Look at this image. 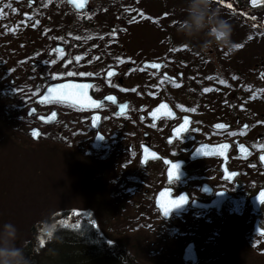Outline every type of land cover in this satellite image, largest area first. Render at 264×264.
<instances>
[{
	"label": "flooded vegetation",
	"instance_id": "obj_1",
	"mask_svg": "<svg viewBox=\"0 0 264 264\" xmlns=\"http://www.w3.org/2000/svg\"><path fill=\"white\" fill-rule=\"evenodd\" d=\"M93 3L88 0L85 8L78 11L68 0H0V52L3 46L10 45L8 54L3 56L11 54L16 60L18 82L35 83V101L48 86L73 82L93 85L87 94L100 104L99 108H81L55 100L43 103L50 106L42 112L44 115L55 112V119L47 124L54 127L63 155L72 161L79 157L86 160L82 183L93 195V208L75 201L79 208L67 209L68 213H58L49 221L67 225V232L72 229L70 232L74 233L73 228L86 231L88 235L79 232L82 237L75 240L85 244L89 240L83 237L94 235L106 242L100 223L111 226L125 218L129 225L140 224L143 219L139 217H146L148 225L171 221L175 224L173 232L186 237L179 252H175L179 259L189 243L194 245L198 260L202 251L210 254L216 247L209 241L211 237L216 243L220 240L219 230L220 235L223 231L233 234L240 245L241 241L250 240V245L260 246L256 252L264 254V205L259 203V194L264 192V162L260 160L264 155V148L260 147L264 144V69L247 88L237 71L225 70L218 51L200 43L196 58L199 53H206L207 59L200 58V67H213L206 80L204 72L191 62L180 68V75L158 56L150 58V53L132 52V44L116 43L113 33L118 31L113 23L105 40L114 42V52L105 46L108 61L102 66L99 60L95 62L104 51L99 48L100 38L93 37L96 32L89 33L93 40L86 43L85 36H77L79 33L71 28L77 17L75 24L86 23L85 16L95 12ZM69 36L72 41L77 40V46L85 48L74 52L73 46L64 42ZM159 42L149 44L154 47ZM258 47L263 49L264 43ZM56 49H63V57ZM97 49L101 53L93 59ZM189 49L195 52L192 47ZM78 54H83V64L72 65V58L81 57ZM63 60L71 61V67L62 64ZM257 62H262L259 55ZM147 63H159L161 67H146ZM109 71L115 72L111 78L107 77ZM67 72L94 75L68 77ZM129 76L133 81L130 87L126 85ZM101 80L105 85L99 88ZM23 86L19 84V92H31V86ZM235 87L240 92H235ZM206 88L211 90L206 92ZM109 96L115 102L105 99ZM124 105L127 108L121 111ZM161 105H167V109H161L157 113L160 118L154 119L151 113ZM192 108L195 111L183 110ZM167 110L172 115H162ZM185 119L188 124H184ZM218 124L227 127L220 129ZM181 125L184 131L177 135ZM65 130L67 135L62 134ZM222 145L229 147H219ZM201 149L205 154H199ZM169 162L180 165L178 179H169V172L173 171ZM181 196L188 197V201L174 210L173 201H179ZM164 207L173 211L165 216ZM103 210L113 215L103 219L99 216Z\"/></svg>",
	"mask_w": 264,
	"mask_h": 264
},
{
	"label": "rangeland",
	"instance_id": "obj_2",
	"mask_svg": "<svg viewBox=\"0 0 264 264\" xmlns=\"http://www.w3.org/2000/svg\"><path fill=\"white\" fill-rule=\"evenodd\" d=\"M250 1L213 0V9L233 25L232 39L238 45L241 42L242 47L229 54L215 43L209 45L210 50L218 51L219 57H223L225 70L237 71L247 88L250 82L258 80L260 70L264 69V48L258 47L260 43H264L262 10L264 0H258V3L262 2L263 5L256 8L252 7ZM91 2H94L92 6L95 12L85 16L86 23L75 24L78 22L76 16L71 28L79 33L77 36H85L83 40L86 43L93 40L88 36L89 33L96 32L93 37L100 38L102 43L99 44V48L102 47L101 50H104L100 59H95L101 53L98 49L94 55L92 53L96 63H98L96 60H99L104 66L108 61L105 58V46L114 52L112 50L114 42L107 43L105 40L108 33L106 31L113 23L112 27L118 31L115 32L116 43L132 44L134 53H150V58L159 57L176 73L191 62L200 72H204L206 80L212 65L205 64L206 67L201 68L198 62L200 58H205L206 53H199L197 58L195 53L200 43H205L208 38L204 34L188 38L177 31L178 22L186 16L187 0H91ZM229 4L231 7H228ZM141 13L143 15H140ZM64 42L68 47L73 46L74 52L85 48L77 46V40L72 41L71 36L64 39ZM157 42L159 43L154 47L149 44ZM189 47L195 52L192 53ZM9 48L10 45L3 46L0 52V226L8 222L16 226L18 246L35 243L34 260L31 264H179L175 252H179L177 249L186 237L173 232L175 224L171 221L161 220L148 225L146 217H139L143 219V222L138 221L141 225L136 223L129 225L125 218L116 225L100 223L103 237L115 242V246L109 248L106 253L99 249L100 245L96 243L92 242V245L75 242L82 237L79 232L87 234L81 228H73L74 233H71L72 229L67 232V225H56L59 240L53 242H46L42 238V232L34 233L35 227L41 231L42 225L56 217L54 215L78 207L79 203L74 204L75 201L93 208V195L82 183L81 174L84 172L83 165L86 160L79 157V160L72 161L63 155L62 147L55 140L58 136L54 127L47 124L51 120L47 114L42 113L50 106L47 104L42 106L35 101V83L17 81L16 74L20 73L15 70L16 60L11 54H9L11 57L7 58L3 56L8 54ZM151 48L153 50H150ZM78 55L82 57L81 60L84 59L83 54ZM257 55L262 62H257ZM75 58H72V65L83 64L81 60L77 62ZM216 63L218 66L221 64ZM62 64L70 66L69 60H63ZM6 71L9 76L6 75ZM179 74L182 75L181 72ZM220 75L223 76V73ZM12 80H15V83H12ZM19 84L24 85L23 88L31 86V92H19ZM153 84H156V80ZM104 85L103 80L98 82L99 88ZM126 85L128 87L133 85L130 76L126 78ZM181 89L187 91L191 88ZM233 90L240 92L236 87ZM251 107L253 108V104ZM33 128L40 132L35 139L28 132ZM36 130L33 133L37 132ZM62 134L67 135V131ZM85 184L89 187L87 182ZM140 212L146 215L145 211ZM107 215L113 214L109 211L104 213L101 211L99 214L103 219ZM69 228H72V225ZM219 238L216 243L211 237L209 244H214L216 248L207 255L202 251L198 264H264V254L256 252L260 246L250 245V240L246 243L241 241L240 245L233 234L223 231L220 235V230ZM41 239L44 240L43 245ZM83 239L93 240V237Z\"/></svg>",
	"mask_w": 264,
	"mask_h": 264
},
{
	"label": "clouds",
	"instance_id": "obj_3",
	"mask_svg": "<svg viewBox=\"0 0 264 264\" xmlns=\"http://www.w3.org/2000/svg\"><path fill=\"white\" fill-rule=\"evenodd\" d=\"M212 5L213 0H187L186 16L178 22L177 31L188 38L204 34L208 38L206 46L215 43L231 54L238 50V44L232 39L233 25ZM41 232L46 242L59 240L55 223H44ZM17 239L18 229L14 224L8 222L0 226V264H31L24 247L17 245Z\"/></svg>",
	"mask_w": 264,
	"mask_h": 264
},
{
	"label": "snow or ice",
	"instance_id": "obj_4",
	"mask_svg": "<svg viewBox=\"0 0 264 264\" xmlns=\"http://www.w3.org/2000/svg\"><path fill=\"white\" fill-rule=\"evenodd\" d=\"M220 2H223V0H220ZM251 2L255 6L258 3V0H251ZM69 3L76 4V0H69ZM77 7H83V5L77 4ZM228 7H231V5L229 4ZM140 15H143V14L141 13ZM36 23H39V21H37ZM113 35H115V33H113ZM249 38H251V37H249ZM237 47L240 48V47H242V45H237ZM55 51L58 52L61 57H63V54H64L63 49H56ZM75 59L77 62H79L82 59V57H76ZM121 62H123V61H121ZM53 63H55V61H53ZM69 63H71V61H69ZM146 67L159 69L161 67V65L157 64V63H152L150 65H146ZM66 75L68 77H73L76 75L83 77V76H92L94 74L93 73L67 72ZM113 75H115L114 71H109L107 73L108 78H111ZM261 78H264V75H262ZM167 79H168V77L165 75L164 80H167ZM209 79H211V77H209ZM164 80H161V83H163ZM220 83H225V82L220 81ZM176 86L179 87L180 85L177 84ZM92 87H93V85L84 84V83H63V84H59L56 88H49L47 90L48 96L43 97L41 102H46V101L51 99V100H55V101L62 102V103H71V104L79 106L81 108H89V107L99 108L100 104L98 102L92 100L91 97H89L87 94V90L89 88H92ZM210 90L211 89H207V88L204 89V91H206V92L210 91ZM125 91H127V90H125ZM132 91H135V89H133ZM253 98H255V97H253ZM105 99L115 102V98L111 97V96L106 97ZM180 107L182 108L183 106H180ZM126 108H127L126 105L122 106L121 111H124ZM161 109H167V105H161L160 109H157L156 112L151 113V115L154 119L160 118L157 115V113L160 112ZM183 110L195 111L194 108L183 109ZM53 115H55V114H53ZM162 115H165V116L172 115L171 110L164 111L162 113ZM188 123H189V121L187 119H185L184 124H188ZM153 126H155V125H153ZM216 127L222 129V128H225L227 126L223 125V124H218ZM245 127H248V126L245 125ZM176 131H177V135H179L180 132L184 131V125H181L180 128H178ZM33 135L37 136L38 133L34 132ZM219 147L227 149L229 147V145H222ZM260 147L264 148V144H261ZM241 150H244L243 145L241 146ZM199 154H205L204 149H201L199 151ZM260 160H261V162H264V155L260 156ZM169 163H171V162H169ZM171 168L173 169V171L169 172V179L170 180L174 179V178L178 179L179 178L180 165L178 163H171ZM232 175H235V173H233ZM187 201H188V197L181 196L179 201H173L174 209L186 204ZM259 203L264 205V192H261L259 194ZM163 211H164V215L168 216L169 212L173 211V209H170L168 207H164ZM261 234L264 235V232H262ZM43 243H44V240L41 239V245H43Z\"/></svg>",
	"mask_w": 264,
	"mask_h": 264
},
{
	"label": "trees",
	"instance_id": "obj_5",
	"mask_svg": "<svg viewBox=\"0 0 264 264\" xmlns=\"http://www.w3.org/2000/svg\"><path fill=\"white\" fill-rule=\"evenodd\" d=\"M23 247H24L25 254L30 258L31 263H32V260H34L33 252L35 251V243L34 242L28 243L24 245ZM106 252L107 251H105V253Z\"/></svg>",
	"mask_w": 264,
	"mask_h": 264
},
{
	"label": "water",
	"instance_id": "obj_6",
	"mask_svg": "<svg viewBox=\"0 0 264 264\" xmlns=\"http://www.w3.org/2000/svg\"><path fill=\"white\" fill-rule=\"evenodd\" d=\"M77 1V0H76ZM80 3L82 2V3H86L87 2V0H81V1H79ZM260 3H262V2H259V3H257V4H260ZM256 4V5H257ZM253 5V4H252ZM150 65V64H149ZM58 85H55V86H53V87H51V88H56ZM47 93H48V91H47ZM46 93V95L45 96H47L48 94ZM44 96V97H45ZM188 251H189V253H190V256H189V258H185L186 259V261L187 260H192V261H195V253H194V251H193V248L191 247V246H189V248H188ZM192 251V252H191Z\"/></svg>",
	"mask_w": 264,
	"mask_h": 264
}]
</instances>
